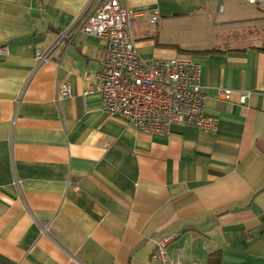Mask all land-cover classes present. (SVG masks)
<instances>
[{
	"label": "crops",
	"instance_id": "obj_1",
	"mask_svg": "<svg viewBox=\"0 0 264 264\" xmlns=\"http://www.w3.org/2000/svg\"><path fill=\"white\" fill-rule=\"evenodd\" d=\"M100 1L0 0V264H150L164 238L180 264H264V17L226 47L195 28L221 0H120L141 57L200 64L217 123L149 135L101 110L103 44L80 32Z\"/></svg>",
	"mask_w": 264,
	"mask_h": 264
},
{
	"label": "built area",
	"instance_id": "obj_2",
	"mask_svg": "<svg viewBox=\"0 0 264 264\" xmlns=\"http://www.w3.org/2000/svg\"><path fill=\"white\" fill-rule=\"evenodd\" d=\"M264 10V0H241ZM221 10V9H220ZM133 12L120 0H101L80 27L83 34L102 41V70L95 74L96 92L104 114L122 118L137 132L166 135L172 125L191 126L202 131L216 130V119L207 115L200 85L201 66L185 57L143 59L133 39ZM158 20L155 14L150 22ZM63 85L58 96L70 95ZM231 90L221 89L217 98L228 100ZM250 92L243 91L240 103ZM172 238L155 241L150 264H180L171 261L166 246Z\"/></svg>",
	"mask_w": 264,
	"mask_h": 264
},
{
	"label": "rangeland",
	"instance_id": "obj_3",
	"mask_svg": "<svg viewBox=\"0 0 264 264\" xmlns=\"http://www.w3.org/2000/svg\"><path fill=\"white\" fill-rule=\"evenodd\" d=\"M220 8L223 12L215 15L214 23H223L221 26L213 27L212 19L200 21V25L195 28L204 30L207 23L210 24L207 35L217 42H224L226 47H239L247 44H255L262 35V29L257 27L262 21L257 17H264V11L255 5H249L240 0H221ZM207 22V23H206ZM225 22V23H224ZM206 29V28H205ZM200 38L204 36V31L200 32ZM193 31H186L179 39L181 43H193L196 39Z\"/></svg>",
	"mask_w": 264,
	"mask_h": 264
},
{
	"label": "trees",
	"instance_id": "obj_4",
	"mask_svg": "<svg viewBox=\"0 0 264 264\" xmlns=\"http://www.w3.org/2000/svg\"><path fill=\"white\" fill-rule=\"evenodd\" d=\"M260 50L264 51V44L259 47ZM188 53L191 54H200V55H209V54H217L222 53L220 50L217 49H207V50H197V51H189ZM221 253L219 250L213 251L209 253L206 263L205 264H221Z\"/></svg>",
	"mask_w": 264,
	"mask_h": 264
},
{
	"label": "bare ground",
	"instance_id": "obj_5",
	"mask_svg": "<svg viewBox=\"0 0 264 264\" xmlns=\"http://www.w3.org/2000/svg\"><path fill=\"white\" fill-rule=\"evenodd\" d=\"M241 1V0H240ZM121 4V3H120ZM251 5V4H250ZM125 8V7H124ZM221 8H220V6H218V12H220L221 10H220ZM157 15V14H156ZM158 16V15H157ZM133 18V17H132ZM133 22V21H132ZM155 23V22H154ZM133 28V27H132ZM133 30V29H132ZM134 39V38H133ZM135 42V41H134ZM136 46V45H135ZM143 58V57H142ZM144 59V58H143ZM145 60H148V59H145ZM194 62H196V61H194Z\"/></svg>",
	"mask_w": 264,
	"mask_h": 264
}]
</instances>
